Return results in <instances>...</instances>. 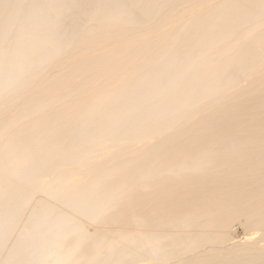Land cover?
Segmentation results:
<instances>
[{"label": "bare ground", "instance_id": "bare-ground-1", "mask_svg": "<svg viewBox=\"0 0 264 264\" xmlns=\"http://www.w3.org/2000/svg\"><path fill=\"white\" fill-rule=\"evenodd\" d=\"M0 264H264V0H0Z\"/></svg>", "mask_w": 264, "mask_h": 264}]
</instances>
